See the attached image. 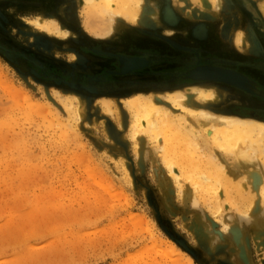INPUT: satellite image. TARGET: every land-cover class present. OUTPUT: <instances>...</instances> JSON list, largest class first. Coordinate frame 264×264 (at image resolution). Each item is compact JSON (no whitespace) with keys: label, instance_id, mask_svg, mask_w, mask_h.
Instances as JSON below:
<instances>
[{"label":"rangeland","instance_id":"rangeland-1","mask_svg":"<svg viewBox=\"0 0 264 264\" xmlns=\"http://www.w3.org/2000/svg\"><path fill=\"white\" fill-rule=\"evenodd\" d=\"M157 1L198 19L213 5L220 23L230 24L221 32L225 41L242 52L238 34L244 43L247 38V47L252 42L249 23L233 30L234 16L240 15L236 0H223L222 11L220 1L142 0L138 16L154 21ZM236 5L243 10V4ZM258 5L264 13V0ZM104 18L85 0H0V264H188L170 241L192 264H264L263 166L261 178L249 180L231 145L226 152L213 147L199 116L159 124L155 136L145 132L134 139L122 101L150 96L172 117L184 115L161 98L167 91L97 97L51 81L80 72L76 65L84 53L73 47L79 40L90 47L95 37L108 39L118 25H139L138 17L128 22L115 16L104 34ZM40 20H53L65 35L39 29L33 22ZM70 20L76 32L65 29ZM83 60L89 64L86 56ZM190 77L206 76L198 68ZM220 87L226 91L215 90V104L203 105L189 95L185 105L216 114L242 104L237 100L244 103L239 91ZM53 91L77 96L79 116L69 115ZM101 98L113 101L115 115L101 109ZM210 155L225 172L218 163L209 165ZM255 157L260 165L262 154ZM204 161L213 167L216 183L205 184L209 194L197 196L194 204L192 169ZM179 175L191 178L178 181Z\"/></svg>","mask_w":264,"mask_h":264},{"label":"flooded vegetation","instance_id":"flooded-vegetation-1","mask_svg":"<svg viewBox=\"0 0 264 264\" xmlns=\"http://www.w3.org/2000/svg\"><path fill=\"white\" fill-rule=\"evenodd\" d=\"M241 2L242 13L251 14L255 19L257 10L254 5L246 0ZM155 3V21L149 19L151 22L139 25L134 23L130 25L132 27L118 25L113 32L116 35L112 34L108 39L95 37L96 41L89 40L92 44L90 47L79 40L73 47L84 53L80 55L76 65L82 73H74L72 78L69 72L58 79L51 77V81L57 85L75 87L83 93H95L97 97L128 96L152 90L171 91L195 84H202L220 92V89L226 91L221 85H229L239 91L244 103L237 100L242 104L235 105L225 113L251 115L264 120V58L250 56H264V39H259V36L257 38L248 26L250 30L247 37L251 39L252 36L256 52L249 51L246 37L245 45L240 43L243 52L238 49L236 51L233 46L221 43L222 39L212 30L208 33L201 32V27L200 31L194 30L190 22L193 17L181 13L180 9L170 11L165 2ZM61 15L64 16L63 13ZM146 17L149 18V14ZM72 24L71 20L64 23L65 29L70 33L77 31ZM236 41L238 43V37ZM84 56L89 64L83 60ZM134 62L143 64L138 68H130ZM198 68L204 71L205 78L190 77L191 72ZM149 76L153 78L150 80Z\"/></svg>","mask_w":264,"mask_h":264},{"label":"bare ground","instance_id":"bare-ground-1","mask_svg":"<svg viewBox=\"0 0 264 264\" xmlns=\"http://www.w3.org/2000/svg\"><path fill=\"white\" fill-rule=\"evenodd\" d=\"M209 1H211L212 4L216 2V5H218L220 0ZM85 2H87L90 11H95L100 16L106 17V19L104 18V20H106V25L103 28L104 34H107L111 30L115 16H120L128 22L137 19V17H139V8L142 4V0H85ZM42 21H38V24L36 21L33 23L46 33H54V35L57 34V36L65 35V31H61L53 20H49L51 22L45 23ZM100 29V31H102V28ZM239 35L238 43L245 44L244 35L241 33ZM189 95L194 98L195 101L203 105L208 102L214 103L219 98L213 88L202 84L189 85L184 90L176 89L164 92L162 96H159H161L166 103L170 104L172 108L184 112L182 116L173 114V117L167 108L160 103H156L150 96L135 95V97L125 98L126 100H123L122 103L128 110L132 119L130 128L132 129L131 131H133V138L136 139L138 135L145 132H150L152 136H155L154 131L159 128V124L170 125L176 121L187 120L189 117L199 116L200 123L210 130L209 134L211 135L213 147L218 150L222 148V151L226 152L227 146L231 145V155L235 156L237 165L248 174L247 178L249 180L252 179L253 182L258 181V177L261 178L260 173L262 172L260 168H262V166L264 167V120L228 113L215 114L205 109H193L185 105V101L188 100ZM53 96L69 115L79 116L78 104L81 100H79L77 96L67 94L61 95L57 91H53ZM99 105L105 113L115 115L116 111L112 107L113 101L101 98ZM115 118L117 119V116ZM256 152H259L263 156V160L259 159L261 162L260 165L255 157ZM216 163H218V167L225 172L224 164L219 163L215 155H210L209 165L216 166ZM209 168L208 163L205 161L202 162V164L200 163V166L197 164L193 166L192 185L194 186L193 193L195 197L192 203L194 204L195 202L197 203V196L204 199L205 195L207 193L209 194V188H205V184L216 183V181L213 180V178L216 179L215 177H217L212 174L213 167L212 170H209ZM180 169L181 164L179 165V170ZM175 170L176 169H173V171ZM179 170L176 171L179 172ZM180 177L189 180L191 175H179L177 177L178 181H180ZM261 192L264 195V191ZM222 193V190H217L219 197ZM213 196L215 198V192ZM221 198L222 196L220 200H222ZM222 206L223 205H221V207ZM222 226L223 230L228 228V224L226 223H223ZM168 245L179 255V259L181 256L183 260L185 259L186 263L192 264L191 258L184 254V252L182 253L173 242H168Z\"/></svg>","mask_w":264,"mask_h":264},{"label":"crops","instance_id":"crops-1","mask_svg":"<svg viewBox=\"0 0 264 264\" xmlns=\"http://www.w3.org/2000/svg\"><path fill=\"white\" fill-rule=\"evenodd\" d=\"M231 1H233V0H231ZM249 1L254 5V7L257 10V14L255 15L256 18L253 19L252 15L250 14V15H248V17H249V19H248L246 14H242V10H241L242 8L239 9L238 6L236 5V4H238V2H240V4L242 5L241 0L240 1H238V0L233 1L234 2L233 3L234 6L239 10L238 12L240 13V15L236 14L234 16V18L236 19L234 26L236 28L233 29V30L234 31L242 30L243 28H245L247 26V23H249V27L254 31L256 36L257 37L259 36V39H264L263 34H261V32L264 33V13L260 9H258V6H259L258 3H260L263 0H249ZM206 2H210V1L209 0H207V1L205 0V3ZM222 4H223V0H220V5L218 7L219 11H222L224 9L222 7ZM210 6H211V4H210ZM216 12H218V11L214 10L213 9V5H212L211 7L206 8L205 15H202V16H205V17H202L203 19H198L197 17H193L191 19V21H190L192 23V25H193V29L197 30V31H200L199 28L201 27L202 28L201 32L206 31L207 33H208V31L212 30L215 34H218V37H219L220 40L222 39L221 43H223L225 45H228L229 47H232V46L234 47V45H232V43L225 41V39H223V36L221 34V32L227 33V31L230 30V26H229L230 24H228L227 22L226 23L225 22L220 23V19L221 18H219V15H217L215 17V13ZM181 13H182V11H181ZM144 17H146V16H144ZM153 17H155V16L153 15ZM138 18L139 19H137L138 21L136 22L137 24H145L147 22V20H145L142 16L138 17ZM153 20H154V18H153ZM259 23H261L260 24V28L261 29L258 28V24ZM250 41H252V42L250 43L249 51L252 52V53L256 52V47H255V44L253 43L254 42L253 38ZM250 56L258 57L257 55H254V54H250ZM260 58H263V57H260ZM215 103L216 102L211 103L210 105H213ZM205 105H209V104L205 103Z\"/></svg>","mask_w":264,"mask_h":264},{"label":"trees","instance_id":"trees-1","mask_svg":"<svg viewBox=\"0 0 264 264\" xmlns=\"http://www.w3.org/2000/svg\"><path fill=\"white\" fill-rule=\"evenodd\" d=\"M243 77V76H242ZM244 78V77H243ZM241 116H248V117H252L251 115H245V114H241ZM254 118V117H253Z\"/></svg>","mask_w":264,"mask_h":264}]
</instances>
